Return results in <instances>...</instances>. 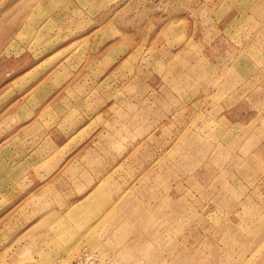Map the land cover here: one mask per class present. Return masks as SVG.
<instances>
[{
    "label": "rangeland",
    "instance_id": "rangeland-1",
    "mask_svg": "<svg viewBox=\"0 0 264 264\" xmlns=\"http://www.w3.org/2000/svg\"><path fill=\"white\" fill-rule=\"evenodd\" d=\"M11 132L0 264H264V0H0Z\"/></svg>",
    "mask_w": 264,
    "mask_h": 264
},
{
    "label": "crops",
    "instance_id": "crops-1",
    "mask_svg": "<svg viewBox=\"0 0 264 264\" xmlns=\"http://www.w3.org/2000/svg\"><path fill=\"white\" fill-rule=\"evenodd\" d=\"M13 108H15L14 105H13ZM8 136H9L8 141H5L3 144H0V153H2V152H13L14 151L13 145H16V142H14V139L17 136V134H14L13 132H11V133H9Z\"/></svg>",
    "mask_w": 264,
    "mask_h": 264
}]
</instances>
